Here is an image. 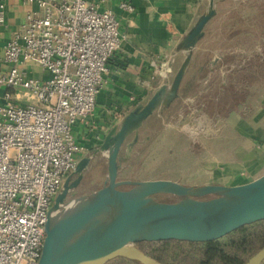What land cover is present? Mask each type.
I'll return each mask as SVG.
<instances>
[{
  "label": "built area",
  "instance_id": "2783aa9c",
  "mask_svg": "<svg viewBox=\"0 0 264 264\" xmlns=\"http://www.w3.org/2000/svg\"><path fill=\"white\" fill-rule=\"evenodd\" d=\"M103 1L36 0L37 8L25 13L3 45L0 264H38L54 197L86 153L73 126L93 115L107 60L121 41L119 20L112 9L101 8ZM6 2L0 0V23ZM120 6L133 7L127 2ZM30 63L47 75H27ZM169 69L166 62L159 77Z\"/></svg>",
  "mask_w": 264,
  "mask_h": 264
},
{
  "label": "water",
  "instance_id": "95a60500",
  "mask_svg": "<svg viewBox=\"0 0 264 264\" xmlns=\"http://www.w3.org/2000/svg\"><path fill=\"white\" fill-rule=\"evenodd\" d=\"M216 1L206 0L176 42L174 53L181 54L179 63L174 67L169 61L166 75L124 112L95 148L106 160L102 184L85 192L79 185L90 161L88 154L80 157L69 173L75 178H64L49 211L38 264H106L116 257L162 264L137 244L165 239L209 241L264 219V172L229 185H186L164 178L119 179L129 155L150 139V131L143 130L149 119L170 122L167 116L184 98L182 83L199 41L217 14ZM217 61L218 56L210 62ZM77 186L81 193L67 199V193ZM164 194L173 199L160 200ZM263 259L264 247L244 264H259Z\"/></svg>",
  "mask_w": 264,
  "mask_h": 264
},
{
  "label": "rangeland",
  "instance_id": "374dc122",
  "mask_svg": "<svg viewBox=\"0 0 264 264\" xmlns=\"http://www.w3.org/2000/svg\"><path fill=\"white\" fill-rule=\"evenodd\" d=\"M216 9V16L194 52V61L200 63L208 58L212 61L217 56L220 59L224 52L234 54L235 58L223 62L215 73H208L202 79L190 68L185 82H193L184 86V98L167 116L170 122L149 119L143 130L150 131V139L129 155L119 179L164 178L186 185H201L209 183L212 172L222 169L227 162L245 167L241 170L246 173L252 158L264 157V0H217ZM232 67L247 70L242 75L235 72L232 76ZM227 73L237 86L243 84L247 88L241 103L243 114L238 112L239 104L237 109H231L232 102H228L223 113L216 112L229 95L219 87L226 82ZM244 75L249 77L248 82L242 81ZM198 95L205 96L198 100ZM207 101L216 105L210 117L203 110ZM175 114L183 115L182 120L179 117L173 120ZM238 116H249L252 121L260 119L263 129L249 134V130L257 131L253 123L245 122L247 118L237 120ZM105 162L103 156L93 161L81 185L83 192L102 184ZM261 166L264 169V163ZM159 199L166 201L173 197L164 194Z\"/></svg>",
  "mask_w": 264,
  "mask_h": 264
},
{
  "label": "crops",
  "instance_id": "0c3cea01",
  "mask_svg": "<svg viewBox=\"0 0 264 264\" xmlns=\"http://www.w3.org/2000/svg\"><path fill=\"white\" fill-rule=\"evenodd\" d=\"M35 1L7 0L4 21L0 23V53L6 40L21 25L25 13L37 8ZM122 2L131 4L132 9L122 8ZM10 4H13L12 9L8 8ZM205 5L206 0H104L101 3L102 9H112L119 20L121 41L120 46L107 60L108 70L96 95L93 115L90 118L78 119L73 126L78 142L87 147L84 155L88 154L89 149L99 146L105 134L124 112L145 98L154 88L155 81L160 80L158 71L162 65L166 62L169 65L170 60L174 67L179 63L181 54L174 53L175 44ZM198 48L197 45L196 49ZM25 68L27 75L33 77L47 75L46 70L38 64H26ZM22 101L36 102L33 98H22ZM248 117H244L247 118L245 122L253 123V129L257 130H249V134L261 132V120L252 121ZM244 118L238 116L236 119ZM245 122L243 120L242 124ZM108 123L109 128L106 129L105 125ZM252 159L247 165L246 173L243 171L245 167L231 161L225 163L222 169H215L208 182L229 185L259 176L264 172L261 166L264 157ZM249 173L250 175H247ZM259 264H264V259Z\"/></svg>",
  "mask_w": 264,
  "mask_h": 264
},
{
  "label": "trees",
  "instance_id": "16d2710c",
  "mask_svg": "<svg viewBox=\"0 0 264 264\" xmlns=\"http://www.w3.org/2000/svg\"><path fill=\"white\" fill-rule=\"evenodd\" d=\"M234 58V54L224 52L219 59L220 62L216 66L211 65L210 58H208L200 63H195L193 60L190 68L194 70L198 79H202L205 75H208V73H215L223 62L232 61ZM246 70L247 68L245 67L241 69L232 67L231 72H229L230 75L234 76L233 73L237 72L242 75ZM230 75L227 73L226 82L219 84V87L229 95L224 100L223 105L219 104L216 112L223 113L228 102H232L231 109H237V105L239 104L240 111L238 112L243 114L245 113L243 109L244 106H242L241 103H243V96L246 94L247 88L243 84L237 86L235 82H232L234 80ZM185 80L187 81V76L182 83L183 86L193 82H185ZM242 81L248 82L249 77L244 75ZM204 96L205 95H198V100H201ZM210 99L212 100L213 98ZM179 102L180 101L174 105V108ZM204 105L205 108L203 110H206L208 116L210 117L213 115V109L216 105L210 104L208 101ZM178 117L181 119L183 115L175 114L173 120ZM137 245L145 253L154 257L162 264H244L253 254L264 247V219L244 224L232 232L214 240L186 241L165 239L154 242H139ZM106 264L141 263L125 257H116Z\"/></svg>",
  "mask_w": 264,
  "mask_h": 264
},
{
  "label": "flooded vegetation",
  "instance_id": "af4514ba",
  "mask_svg": "<svg viewBox=\"0 0 264 264\" xmlns=\"http://www.w3.org/2000/svg\"><path fill=\"white\" fill-rule=\"evenodd\" d=\"M95 148L93 147V149H89L88 151V155H91L90 157V161H89V164H88V167L86 168V171L83 173V177L81 179V182H80V187L81 185H83V182L85 181L86 179V174L88 173L87 171H89V168H91L92 164H93V161H96V160H99L101 159V157L103 156L102 153L100 151H95ZM66 176H70V180L72 181L74 178H75V175H69L67 174ZM79 186L75 187V188H72L68 193H67V199H70L74 196H77L81 193V188Z\"/></svg>",
  "mask_w": 264,
  "mask_h": 264
}]
</instances>
